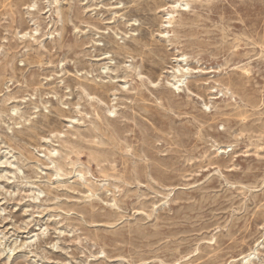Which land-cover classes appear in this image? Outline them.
I'll list each match as a JSON object with an SVG mask.
<instances>
[{"label": "rangeland", "instance_id": "obj_1", "mask_svg": "<svg viewBox=\"0 0 264 264\" xmlns=\"http://www.w3.org/2000/svg\"><path fill=\"white\" fill-rule=\"evenodd\" d=\"M0 264H264V0H0Z\"/></svg>", "mask_w": 264, "mask_h": 264}, {"label": "bare ground", "instance_id": "obj_2", "mask_svg": "<svg viewBox=\"0 0 264 264\" xmlns=\"http://www.w3.org/2000/svg\"><path fill=\"white\" fill-rule=\"evenodd\" d=\"M54 3H58V1H55ZM173 6V5H172ZM177 8V7H176ZM59 15V14H58ZM170 26V25H169ZM62 30V29H61ZM64 34V33H63ZM186 57L185 56H181L179 58L175 59V62L178 63L177 68L174 70L172 69V83H171V87L174 89V91H180V88L182 87L183 83H185L186 81V75L188 74V70L189 69H185V68H180L181 65L186 66ZM180 77L179 79H177V77ZM77 84V83H76ZM83 85V84H82ZM80 86V85H79ZM85 86V85H83ZM83 88V87H82ZM84 89V88H83ZM82 91V90H81ZM91 91V90H90ZM85 92V91H84ZM89 91H87L88 93ZM98 93V92H97ZM60 110V109H59ZM59 116V115H58ZM54 152V151H53ZM52 154V152H50ZM55 164V163H54ZM50 165V164H49ZM51 166V165H50ZM59 169V168H58ZM250 257V255H249Z\"/></svg>", "mask_w": 264, "mask_h": 264}]
</instances>
